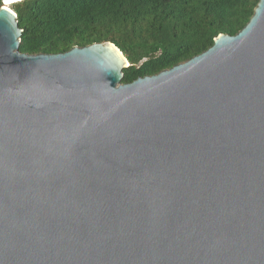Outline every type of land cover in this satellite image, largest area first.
<instances>
[{"label":"water","instance_id":"obj_1","mask_svg":"<svg viewBox=\"0 0 264 264\" xmlns=\"http://www.w3.org/2000/svg\"><path fill=\"white\" fill-rule=\"evenodd\" d=\"M0 8V264H264V0L123 84L113 43L20 52Z\"/></svg>","mask_w":264,"mask_h":264},{"label":"trees","instance_id":"obj_2","mask_svg":"<svg viewBox=\"0 0 264 264\" xmlns=\"http://www.w3.org/2000/svg\"><path fill=\"white\" fill-rule=\"evenodd\" d=\"M259 0H26L14 4L20 52L61 54L113 43L130 67L123 84L204 53L221 34L237 35ZM3 6L0 0V8Z\"/></svg>","mask_w":264,"mask_h":264},{"label":"bare ground","instance_id":"obj_3","mask_svg":"<svg viewBox=\"0 0 264 264\" xmlns=\"http://www.w3.org/2000/svg\"><path fill=\"white\" fill-rule=\"evenodd\" d=\"M9 5H11V3L7 1V2L5 3V7H7L8 9H10Z\"/></svg>","mask_w":264,"mask_h":264},{"label":"rangeland","instance_id":"obj_4","mask_svg":"<svg viewBox=\"0 0 264 264\" xmlns=\"http://www.w3.org/2000/svg\"><path fill=\"white\" fill-rule=\"evenodd\" d=\"M13 5H14V4H11V5H9V7L11 8Z\"/></svg>","mask_w":264,"mask_h":264}]
</instances>
